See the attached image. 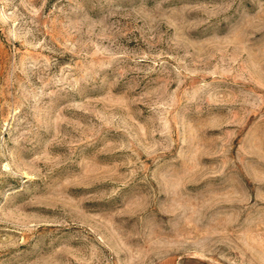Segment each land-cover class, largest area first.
<instances>
[{
    "label": "rangeland",
    "instance_id": "obj_1",
    "mask_svg": "<svg viewBox=\"0 0 264 264\" xmlns=\"http://www.w3.org/2000/svg\"><path fill=\"white\" fill-rule=\"evenodd\" d=\"M0 264H264V0H0Z\"/></svg>",
    "mask_w": 264,
    "mask_h": 264
}]
</instances>
